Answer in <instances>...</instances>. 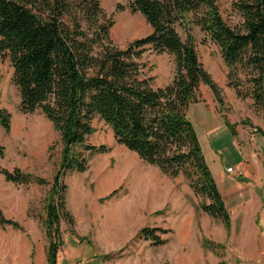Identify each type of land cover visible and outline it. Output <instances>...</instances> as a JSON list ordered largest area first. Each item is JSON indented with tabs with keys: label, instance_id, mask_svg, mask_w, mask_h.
Segmentation results:
<instances>
[{
	"label": "trees",
	"instance_id": "1",
	"mask_svg": "<svg viewBox=\"0 0 264 264\" xmlns=\"http://www.w3.org/2000/svg\"><path fill=\"white\" fill-rule=\"evenodd\" d=\"M102 1L0 0V59L9 58L14 69L20 111L41 110L62 144L43 221L48 264H59L62 223L74 226L63 179L85 173L91 157L110 151L106 145L88 143L95 133V117L112 130L119 145L146 164L171 179L183 174L195 195L205 199L199 209L231 232V213L188 118L190 106L200 102L201 84L211 89L221 110L225 106L223 90L201 62L190 26L198 27L219 48L229 69L228 86L239 98H250L255 112L264 115V0H235L243 32L224 21L217 0H130L131 11L140 13L152 32L125 49L111 40L114 22ZM178 28L185 30L186 41ZM148 48L174 57L175 77L164 88L155 87L154 78L145 73L147 65L141 60ZM238 68L247 71L250 87L245 92L240 89ZM11 119L8 111L0 110V126L6 133L11 131ZM225 122L235 135V126ZM4 152L0 146V160ZM0 176L15 185H49L41 176L19 168L8 170L1 163ZM0 226L24 231L1 208ZM169 232L143 229L141 236L163 245L161 234ZM204 245L224 248L208 240Z\"/></svg>",
	"mask_w": 264,
	"mask_h": 264
},
{
	"label": "rangeland",
	"instance_id": "2",
	"mask_svg": "<svg viewBox=\"0 0 264 264\" xmlns=\"http://www.w3.org/2000/svg\"><path fill=\"white\" fill-rule=\"evenodd\" d=\"M217 4L224 21L243 32L244 20L235 7V0H217ZM129 5L130 0L102 1L106 15L114 22L111 40L120 49L152 32L145 18L132 12ZM190 29L201 62L224 74L226 64L219 48L198 27L190 26ZM178 32L186 41L185 30L178 28ZM0 60L7 61L0 73V108L5 107L0 110L12 116L9 133L0 126V146L5 150L0 163L5 169L19 168L49 182L45 186L15 185L0 176V208L8 219L19 222L24 229L7 227L3 235H19L26 246L31 243V250L25 254L29 264H48L49 240L43 221L53 177L60 168L62 144L53 124L41 110L21 113L20 92L13 78L7 80L10 60ZM141 61L147 65L145 73L154 78L155 87L175 77L174 57L169 54L159 55L148 48ZM238 74L240 89L245 92L250 87L247 71L238 68ZM238 99L239 109L225 108V112L242 119L251 108V99ZM188 118L196 129L213 176L220 179L222 168H238L244 151L238 150L232 129L203 106L193 105ZM93 126L95 133L88 143L106 145L110 151L91 157L85 173L68 174L63 179L68 186L67 204L74 216V226L62 223L64 243L59 264H264V204L258 208L251 205V222L234 219L228 233L222 221L199 209L205 199L195 195L183 174L179 176L183 182L177 184L119 145L112 130L99 117H95ZM254 157L256 162L258 156ZM111 176L117 180L105 187L103 181ZM257 193L262 195L263 189ZM231 212L235 217L236 213ZM143 229L170 232L161 234L166 243L160 245L141 236ZM204 240L222 244L224 248H207Z\"/></svg>",
	"mask_w": 264,
	"mask_h": 264
},
{
	"label": "crops",
	"instance_id": "3",
	"mask_svg": "<svg viewBox=\"0 0 264 264\" xmlns=\"http://www.w3.org/2000/svg\"><path fill=\"white\" fill-rule=\"evenodd\" d=\"M4 62L7 61L0 60V73ZM202 63L215 82L223 90L225 106L221 110L211 89L208 86L201 84L199 90L200 102L197 104H192L189 108V111L193 105L203 106L206 108V110L212 111L215 117H220L225 124V119H227L231 125L235 126V140L237 148L240 152L244 151L243 158L239 161L238 168L244 170L245 176L243 178H237L234 174L228 173L227 170L229 168H233L228 166L225 168L226 170L222 168V172L220 169L222 175H220V179L214 178L230 213H232L231 211L236 213L235 217H233L231 214L232 225H234L235 221L240 222V220L251 222V205L257 206L258 208L259 204H264V115L257 114L255 112L252 101L250 110L246 112L244 109L245 115H243L242 119H239L237 116H232L230 112H225V108L232 109V111H237L239 107L236 106H240L241 104V101L238 99L235 90L228 86L227 66L225 65V72L223 74L220 70V73H218L215 69H209L204 61ZM13 74L14 69L11 66L10 70L8 71V81L13 78ZM172 80L173 79H169L165 85L157 87L164 88L169 85ZM1 108L5 107L2 106ZM251 126L257 127L259 132L256 134L250 133L249 127ZM251 141H254V143H251ZM255 154L258 156L256 162H254V158H256L254 157ZM223 171H225L226 174L223 173ZM223 176H226L227 179H225ZM165 177L169 178L167 176ZM171 180H175L177 184L183 182L182 177ZM174 188L176 187L174 186ZM186 188L191 192L189 187L186 186ZM261 189H263V194L259 195L257 191ZM255 191L258 198L256 197ZM260 209L261 207L259 210ZM243 227H245V225H243ZM3 230L4 228L0 226V264H29L25 258V254L27 250H31V243L26 246L23 237L19 235H9L6 237L3 235ZM16 244L19 247H17Z\"/></svg>",
	"mask_w": 264,
	"mask_h": 264
},
{
	"label": "built area",
	"instance_id": "4",
	"mask_svg": "<svg viewBox=\"0 0 264 264\" xmlns=\"http://www.w3.org/2000/svg\"><path fill=\"white\" fill-rule=\"evenodd\" d=\"M249 132L252 134H256L259 132V130L257 127L251 126L249 127ZM227 172L230 174H234L237 178H243L245 176V172L241 168H237V169L229 168Z\"/></svg>",
	"mask_w": 264,
	"mask_h": 264
},
{
	"label": "bare ground",
	"instance_id": "5",
	"mask_svg": "<svg viewBox=\"0 0 264 264\" xmlns=\"http://www.w3.org/2000/svg\"><path fill=\"white\" fill-rule=\"evenodd\" d=\"M124 31V30H123ZM128 36V35H127ZM125 174V173H124ZM104 176H106V175H104ZM108 176V175H107ZM106 176V177H107ZM117 180V178H115L114 176H111V177H109V178H105V181H103V185L105 186V187H107V186H111V185H113V183L115 182Z\"/></svg>",
	"mask_w": 264,
	"mask_h": 264
}]
</instances>
